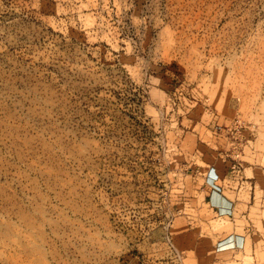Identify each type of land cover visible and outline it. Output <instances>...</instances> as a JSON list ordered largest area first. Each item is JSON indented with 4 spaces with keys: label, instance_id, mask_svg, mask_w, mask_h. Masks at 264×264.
Masks as SVG:
<instances>
[{
    "label": "rangeland",
    "instance_id": "374dc122",
    "mask_svg": "<svg viewBox=\"0 0 264 264\" xmlns=\"http://www.w3.org/2000/svg\"><path fill=\"white\" fill-rule=\"evenodd\" d=\"M0 264H264V0H0Z\"/></svg>",
    "mask_w": 264,
    "mask_h": 264
},
{
    "label": "built area",
    "instance_id": "2783aa9c",
    "mask_svg": "<svg viewBox=\"0 0 264 264\" xmlns=\"http://www.w3.org/2000/svg\"><path fill=\"white\" fill-rule=\"evenodd\" d=\"M208 185L213 189V191L218 192L219 188L217 185H215L212 182L211 178L207 179ZM215 208L218 212L219 216H232L233 214V209H232V205L229 202L227 206L220 208L219 206L215 205ZM243 243H242V239L238 236H228L224 239H221L219 241H217V243L215 244V250L216 252H222V251H226L229 249H235V248H240L242 247Z\"/></svg>",
    "mask_w": 264,
    "mask_h": 264
},
{
    "label": "crops",
    "instance_id": "0c3cea01",
    "mask_svg": "<svg viewBox=\"0 0 264 264\" xmlns=\"http://www.w3.org/2000/svg\"><path fill=\"white\" fill-rule=\"evenodd\" d=\"M213 202L215 203V205L219 206L220 208L227 206L229 203V201L226 198L222 197L219 194H214Z\"/></svg>",
    "mask_w": 264,
    "mask_h": 264
}]
</instances>
